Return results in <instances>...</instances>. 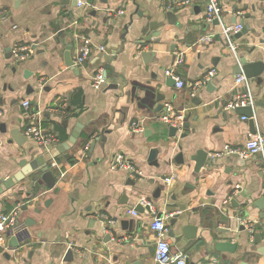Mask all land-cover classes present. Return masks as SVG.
Here are the masks:
<instances>
[{
  "label": "crops",
  "instance_id": "1",
  "mask_svg": "<svg viewBox=\"0 0 264 264\" xmlns=\"http://www.w3.org/2000/svg\"><path fill=\"white\" fill-rule=\"evenodd\" d=\"M219 1L220 18L206 22V0L182 6L177 0H87L83 6L74 0H0V123L6 127L0 133V176L19 171L20 159L45 150L29 137L21 145L7 141L10 129L18 128L23 135L30 112L39 111L40 125L57 135L61 128L68 136L76 123L82 125L74 144L51 159L53 187L37 183L38 174L32 173L0 192V212L18 206V220L0 245V264H158L150 223L159 212L168 225L171 250L184 254L187 264H264L256 251L264 244V228H239L241 218H261L253 204L264 192L261 155L234 158L224 152L226 146L242 145L257 130L264 134V68L240 83L235 82L240 74L232 71L239 56L264 62V0ZM166 10L174 12L175 23L168 24ZM149 20L163 23L158 42L152 33L138 31L141 22ZM237 23L246 31L233 36L234 52L221 29ZM206 33H213L212 41H199ZM144 36L149 37L147 43H135ZM83 39L89 41L90 55L80 65H66ZM14 44L28 48L26 57L12 56ZM149 50L153 52L144 58L140 55ZM211 68L216 71L210 79L213 89L205 83L195 94L200 103L191 102L190 84ZM99 69L106 70V79L96 87L92 77ZM166 69L184 86L173 84ZM29 83L34 86L31 92L26 90ZM77 89L82 91L83 109L66 114L68 98ZM246 92L257 102L251 105V117L231 106ZM23 100L29 101L28 108ZM165 103L182 110L188 122L175 135L157 119ZM151 148L157 149L159 167L147 162ZM196 149L218 159L199 169L202 178L193 171L194 162L186 159ZM178 152L183 162L175 160ZM116 153L133 160L142 175L111 168ZM159 176L170 180H163L165 186L154 198ZM141 197L151 201L152 210L131 214ZM243 210L248 211L245 217ZM174 214L178 216L171 226ZM122 219L132 221L133 235L120 228ZM185 225L195 226V234L186 230L185 236ZM256 233L258 243L253 241ZM107 234L110 240L103 241ZM11 237L17 248L10 245ZM123 240L127 242L121 245ZM218 240L235 242L234 251L216 250ZM68 248L73 255L65 260Z\"/></svg>",
  "mask_w": 264,
  "mask_h": 264
},
{
  "label": "built area",
  "instance_id": "2",
  "mask_svg": "<svg viewBox=\"0 0 264 264\" xmlns=\"http://www.w3.org/2000/svg\"><path fill=\"white\" fill-rule=\"evenodd\" d=\"M193 0H177V5H187ZM78 6L88 4L87 0H76ZM221 5L219 0H206L205 10L203 18L206 22H212L215 19L220 18ZM242 25L232 24L222 26L221 33L226 38V43L232 51H236L237 45L233 39V34L239 31ZM213 39V33H206L201 35L198 40L204 42H210ZM27 47L22 44H14L12 47V56L15 59H22L27 55ZM91 47L87 39H83V44L76 53V57L73 60L75 65L82 64L90 55ZM215 69H209L201 78L190 84V93L192 95L197 94L199 88L204 85L208 80L211 79L215 73ZM165 73L171 75L175 84L178 87L184 86L185 82L175 75L172 69H166ZM104 82L102 78V70L99 69L95 72L92 77L93 86H100ZM235 82H246V78L243 74L236 76ZM253 105V98L249 92L240 93L236 96L235 100L231 103V106L237 105ZM22 106L24 108L29 107V101L23 100ZM1 113V111H0ZM157 119L163 121L169 126L176 128V131H181L184 127V114L182 110L174 108L170 103H165L162 110L158 113ZM40 112H30L28 115L27 123L23 128V134L29 138H32L37 144L46 148L47 146H55L60 142L57 134L53 131L44 129L40 123ZM225 153H236L241 157H248L251 155L259 154L262 158V172L264 174V134L257 130L250 134L248 139L242 145L226 146ZM52 165L55 163L52 162ZM111 168H123L126 169L130 174L136 177L142 175V171L136 166L133 160L127 158L122 153H116L113 156L111 162ZM170 178H164V181H169ZM142 206L147 205L152 210L153 204L150 200L141 197L138 201ZM129 212L135 215L137 212L132 208ZM18 220V206L12 208L6 212H0V245L6 239V230L14 225ZM239 222L249 231L253 232L255 226H261L264 228V216L261 218H241ZM150 228L155 232V244L153 249L154 260L158 264H187V258L184 254L174 252L171 250V244L166 237L168 225L163 217H156L150 223Z\"/></svg>",
  "mask_w": 264,
  "mask_h": 264
},
{
  "label": "water",
  "instance_id": "3",
  "mask_svg": "<svg viewBox=\"0 0 264 264\" xmlns=\"http://www.w3.org/2000/svg\"><path fill=\"white\" fill-rule=\"evenodd\" d=\"M74 2H76V0H74ZM165 17L167 19L168 24H173L176 22V16L174 14V12H172L171 10H166L165 11ZM149 19V17H147ZM217 19L213 20L216 21ZM163 26L162 22H157L156 20H149L147 22H141L138 31L142 32L143 35L148 34L149 32L152 33L150 36H154L156 37L155 42L159 41V33L157 32L159 30V28H161ZM246 31L245 27H242L239 31H237L236 33L233 34L234 37H238L240 36L242 33H244ZM122 39V42L120 43V46H123L124 44V36L120 37ZM135 43L138 44L139 46L144 45L145 43H147L149 41V37H143V38H136ZM110 49V47L108 48ZM116 51V49H115ZM120 50L117 49L116 52H119ZM152 50L149 51H140V55L144 58L145 56H147L149 53H152ZM115 53L110 54V56H108L106 58V62L110 63V60H112V58H114ZM65 63L68 66H74L75 64L73 63L72 59L66 58L65 59ZM264 68V62L261 59H253V60H246V58H244L243 56H239L237 58L236 63L232 66V71L233 73L236 74H243L245 78H252L255 77L256 75H258ZM102 78L105 82L106 79V70L104 69L102 71ZM171 80V82L174 84L175 80L173 78H169ZM168 80V79H166ZM212 81L208 80L206 82V88L207 89H213L212 88ZM112 84H109L107 87H111ZM34 86L33 84L29 83L27 84V92H31L33 91ZM158 98H162V96H158ZM201 98L198 95H194L191 98V102L198 104L200 103ZM254 105L257 104V102H253ZM160 107V106H159ZM251 105L250 104H246V105H237L234 106V111L238 114H242L245 115L247 117H251L252 111H251ZM63 124L66 126V120H63ZM188 126V122H184L183 127L186 128ZM252 126H253V122H252ZM81 127L82 125L80 123H76L75 126L73 127V129L70 131V134L67 136V138L62 141L61 143H59L56 146H47L45 148L44 151L40 152V153H33L32 158L27 159V158H22L19 160L18 165L20 166V170L11 174L10 176L3 178L0 176V192H2L3 190L10 188L11 186H13L15 183H17L18 181L22 180V178L25 175L28 174H32V173H36L38 174V177L36 178L37 183H44L47 187L51 188L53 187L55 180H56V175L53 171L52 168H50V162L51 159L56 155L57 151H63L68 149L70 146H72L74 144V142L76 141V138L79 136V133L81 131ZM6 132V127L4 123H0V133H4ZM92 132H89L88 135L90 136ZM103 131H101V140H104V135L102 134ZM176 133V128H174L173 126L169 127V135H175ZM9 134H10V138H8V142L10 141H14L16 142L18 145H21L23 143V141L27 138V136H25L24 134L22 135L19 131L18 128H13L9 130ZM180 136H184V134H180ZM30 150V149H28ZM27 152H31V151H27ZM156 153H157V149L156 148H151L148 152L147 155V162L149 164H152L156 167H159L161 165L160 162H158L156 160ZM229 156L236 158L238 155L236 153H230ZM186 159L189 161H193L194 165H193V171L195 172V174H197V176H199V178H202L203 175L198 174L199 169L201 167H203L204 165L207 166H212L215 163H217L218 159L212 156L208 155V152L206 150H202V149H196L194 153L189 154ZM175 160H177L178 162H183L184 161V157H183V153L182 152H178ZM233 163L236 164L237 166H241V161H234ZM168 164V161L165 163ZM159 178H161L158 183L157 186L155 187L154 192L152 193V196L154 198H158L160 196V192L162 191V189L164 188V177L163 176H159ZM231 203L235 202V198H231L230 199ZM254 206L257 207L260 210V214L258 215V217H263L264 216V192L263 194L257 198L255 200V202H253ZM22 209L25 208V206L21 207ZM134 210L135 211H139L142 212L144 210L149 211V207L147 205L142 206L139 202L134 204ZM246 215H248V211L247 210H243L242 211V217H245ZM161 213L159 212L157 214V217H160ZM178 214H174L172 216V218L169 220V224L171 226L174 225V223L176 222V218H177ZM102 222H105V220L102 217H99ZM26 222H28V220H26ZM108 230L110 231H114V227L110 226V225H106L105 226ZM120 228L122 230H126L130 235H133L136 232V229L133 228L132 226V221L128 220V219H122L120 221ZM240 229H243L244 226L241 225L239 227ZM182 232L185 233V236L189 237V234L186 232V230H191V235L195 234L196 231V227L192 226V225H185L182 228ZM227 232V230L229 229H223ZM96 232V231H95ZM169 234L172 235V229L169 230ZM110 240V234H107L105 236V239H103V241H108ZM253 241L255 243H258L260 241L259 235L256 233L254 235ZM127 242V240H123L121 242V245H124ZM10 245L14 248H17L18 242H16L14 237H11L10 239ZM236 243L232 242L231 240H225V241H216L214 243V248L216 250L219 251H231L233 252L235 249ZM256 251L259 252L263 257H264V244H261L259 246L256 247ZM124 254L126 256L129 255V253H127V251L124 250ZM72 250L70 248L67 249L65 255H64V259H71L72 258ZM188 262V261H187ZM130 264H141L139 262V260H132L130 262Z\"/></svg>",
  "mask_w": 264,
  "mask_h": 264
},
{
  "label": "trees",
  "instance_id": "4",
  "mask_svg": "<svg viewBox=\"0 0 264 264\" xmlns=\"http://www.w3.org/2000/svg\"><path fill=\"white\" fill-rule=\"evenodd\" d=\"M81 96H82V91L80 89H77L72 93V95L68 98L66 107L64 106L65 107L64 111L66 114H69L71 112H73V114H77L83 109ZM57 136L60 141H64L67 138V134L62 128L59 129Z\"/></svg>",
  "mask_w": 264,
  "mask_h": 264
}]
</instances>
